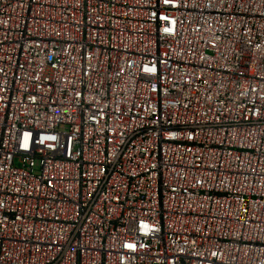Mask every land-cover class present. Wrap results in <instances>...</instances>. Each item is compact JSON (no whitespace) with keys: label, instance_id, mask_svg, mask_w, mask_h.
Masks as SVG:
<instances>
[{"label":"built area","instance_id":"obj_1","mask_svg":"<svg viewBox=\"0 0 264 264\" xmlns=\"http://www.w3.org/2000/svg\"><path fill=\"white\" fill-rule=\"evenodd\" d=\"M0 264H264V0H0Z\"/></svg>","mask_w":264,"mask_h":264}]
</instances>
